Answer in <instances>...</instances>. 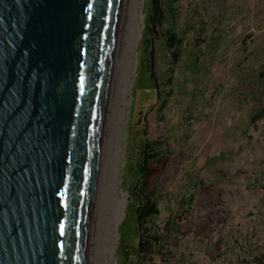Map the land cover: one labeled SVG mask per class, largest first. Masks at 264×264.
I'll return each instance as SVG.
<instances>
[{"label": "rangeland", "instance_id": "obj_1", "mask_svg": "<svg viewBox=\"0 0 264 264\" xmlns=\"http://www.w3.org/2000/svg\"><path fill=\"white\" fill-rule=\"evenodd\" d=\"M151 6L143 0L116 192L125 213L112 264L122 263L136 231L143 138L159 141L163 153L147 180L162 210L152 233L163 239L151 264H264V0H180L179 62L160 26H148ZM152 47L155 70L174 76L170 85L158 81L165 100L145 90L156 86L147 62ZM191 195L186 211L182 201Z\"/></svg>", "mask_w": 264, "mask_h": 264}, {"label": "water", "instance_id": "obj_2", "mask_svg": "<svg viewBox=\"0 0 264 264\" xmlns=\"http://www.w3.org/2000/svg\"><path fill=\"white\" fill-rule=\"evenodd\" d=\"M131 0H0V264H98Z\"/></svg>", "mask_w": 264, "mask_h": 264}, {"label": "trees", "instance_id": "obj_3", "mask_svg": "<svg viewBox=\"0 0 264 264\" xmlns=\"http://www.w3.org/2000/svg\"><path fill=\"white\" fill-rule=\"evenodd\" d=\"M163 3L159 6L160 0H152L151 12L148 14L149 24L152 29L153 24L160 26V31L163 36L164 45L168 46L174 54L176 62L180 61L181 51L185 42L184 38L179 35L174 26L175 18L178 16V9L175 6L180 0H161ZM150 47V46H149ZM149 58L148 70L151 73V79H154L155 85L146 86L145 90H151L158 98L165 100L161 96L158 81H166L165 84L170 85L174 81V76L166 77L155 70L154 64V48L148 52ZM168 79V80H166ZM150 80V78H149ZM164 108H162L161 111ZM141 121V119H140ZM138 166L135 171V196L138 198L136 202V231L128 236L129 244L122 250L121 264H151L155 249L161 245L162 236L152 233L153 225H156V220L160 217L162 210L160 208V199L156 191L148 189L147 180L151 176L149 165L154 161L162 159V148L159 141L143 138L141 140L140 150L138 151ZM195 201L194 195L182 201L183 207L189 211ZM262 264V263H258Z\"/></svg>", "mask_w": 264, "mask_h": 264}, {"label": "bare ground", "instance_id": "obj_4", "mask_svg": "<svg viewBox=\"0 0 264 264\" xmlns=\"http://www.w3.org/2000/svg\"><path fill=\"white\" fill-rule=\"evenodd\" d=\"M142 3L143 0H131L98 264H112V257L117 250V230L125 213V199L120 198L116 192L120 185V169L125 151L123 144L126 137L124 126L127 123V106L131 102L128 95L134 81L132 74L136 64L137 48L144 29V23L140 17Z\"/></svg>", "mask_w": 264, "mask_h": 264}]
</instances>
